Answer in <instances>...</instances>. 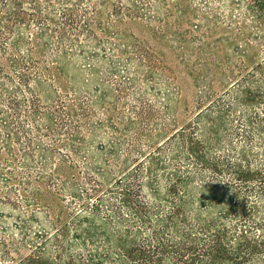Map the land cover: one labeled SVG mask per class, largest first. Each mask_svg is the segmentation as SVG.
Masks as SVG:
<instances>
[{
    "label": "trees",
    "instance_id": "16d2710c",
    "mask_svg": "<svg viewBox=\"0 0 264 264\" xmlns=\"http://www.w3.org/2000/svg\"><path fill=\"white\" fill-rule=\"evenodd\" d=\"M0 264H264V0H0Z\"/></svg>",
    "mask_w": 264,
    "mask_h": 264
},
{
    "label": "rangeland",
    "instance_id": "374dc122",
    "mask_svg": "<svg viewBox=\"0 0 264 264\" xmlns=\"http://www.w3.org/2000/svg\"><path fill=\"white\" fill-rule=\"evenodd\" d=\"M129 29L140 39H144L148 41L150 44H153L157 47V49H160L164 51L167 55V63L168 65L173 68V71L175 73L176 83L180 90V99L181 103L183 105H187L188 110L190 111L192 107V100L194 97V88L192 86V82L190 77L185 73V71L182 69V67L172 58V56L169 54V52L161 45L157 44L155 41L151 39V36L147 29L142 25V23L138 21H134L129 24ZM188 114L182 111V107L180 109L178 117L182 119H187Z\"/></svg>",
    "mask_w": 264,
    "mask_h": 264
}]
</instances>
